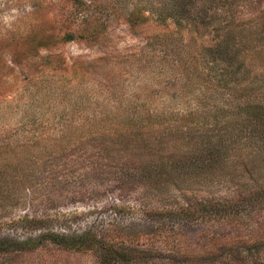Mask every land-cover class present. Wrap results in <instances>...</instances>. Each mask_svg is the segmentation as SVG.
Instances as JSON below:
<instances>
[{"label":"rangeland","instance_id":"1","mask_svg":"<svg viewBox=\"0 0 264 264\" xmlns=\"http://www.w3.org/2000/svg\"><path fill=\"white\" fill-rule=\"evenodd\" d=\"M100 1L99 10L89 0L83 8L82 0H0V236L26 239L39 234V229L18 224L14 231L9 225L29 215L56 231L79 234L97 227L115 240L154 249L132 264H221L228 238L264 237V202L227 221L205 216L179 224L176 235H170L175 228L154 232L159 223L144 216L150 205L142 204L133 187H117L125 160L137 162L142 153L151 159L160 148L173 145L178 131L183 139L217 135L218 127L206 131L200 124L199 129L189 111L207 86H212L208 97L199 101L205 108L221 106L228 87L214 77L204 81L202 56L199 69L172 61L198 55L203 44H213L214 26L197 31L193 24L150 18L132 27L128 15L136 0ZM226 12L228 17L216 19L215 25L227 19L252 27L264 18V0H234ZM95 13L105 27L98 40L62 41L71 24L79 26L82 17ZM263 51H250L256 68L232 89L235 100H263L264 88L257 85L264 81L254 74L263 66ZM141 107L161 115L164 123L145 130L118 125L126 109ZM83 110L90 115L103 112L100 118L107 117L108 123L76 129L88 115ZM104 134L110 138L93 140L106 138ZM245 138L254 144L256 136ZM189 149L197 152L200 147ZM179 150L184 154L177 155H187V148ZM231 154L228 161L202 169L208 183L195 190L199 198L224 201L236 187L239 161L234 148ZM185 175L182 193L191 195L200 173L191 170ZM246 185L250 189L251 180ZM166 186L164 194L146 192L154 207H177V202L188 200L183 194L166 200L173 192L172 184ZM243 254L247 256V250ZM249 258L241 264H253ZM0 264H97V259L93 253L47 242L32 251L1 253Z\"/></svg>","mask_w":264,"mask_h":264},{"label":"trees","instance_id":"2","mask_svg":"<svg viewBox=\"0 0 264 264\" xmlns=\"http://www.w3.org/2000/svg\"><path fill=\"white\" fill-rule=\"evenodd\" d=\"M84 2L85 0H82L81 8L85 5ZM89 4L98 7L99 10L103 6V2L100 0H89ZM233 4L234 0H136L129 12L128 20L132 27L145 23L150 18H154L160 23L171 19L179 26H183V22L193 24L197 31H200V26H214L213 31L215 32L212 36L214 43L203 44L202 49L199 51L200 55L193 53L187 58L184 57L188 55L186 54L179 56L178 59H172V61L174 63H186L192 68L194 67L193 69H199L202 64L200 61L198 62V59H201L202 56L206 58L204 61L201 59L205 63L201 75L204 81L214 77L219 80L220 83L218 84L220 86L228 87L222 101L223 104H220L221 106L205 108L202 105L203 100L199 101L203 99L200 97L206 96L212 89V86H207L201 92V96H195L197 103L189 111L191 115L189 118L196 123L195 125L199 129H201L200 124L205 127L201 130L206 131L212 127H218L217 135L211 137V135L205 133L199 138L190 136V139H183L184 135H181L178 131L179 133L174 134L176 143L174 142L175 144L173 143L168 148H160L158 154H154V157L152 155L151 159H144L145 153H142L139 155L137 162L135 160H125L123 163L122 179L118 182V190L124 191L125 188H128L129 191L133 187L135 193L138 196L141 195L139 197L142 204L150 205V209L145 207L146 210L143 213L148 220L159 223L156 227H159L158 229L152 228L154 232L164 233L163 228L167 226L166 230L168 231H173L175 228L170 235H176L179 224L191 222V220L204 218L205 216H211L214 220L224 219L227 221L229 218L241 215L249 206L259 207L258 204L264 202V98L257 101L245 97L237 101L232 97L234 95L231 92L240 84L241 76L244 77L247 72L256 68L254 67L256 63H252L254 57L250 54V51L252 49L264 50V18L259 24L252 27H246L244 23H235V21L228 22L227 19L222 21L224 25L221 23L215 25L216 19L228 17V15L225 17L224 15ZM96 14L82 17L79 26H75L76 23L71 24L62 36V41L70 42L81 39L95 42L98 40L104 34L105 27L101 16ZM201 33H204V31L201 30ZM42 44L45 45L46 43ZM259 45H261V49L257 48ZM177 51L179 52V48ZM165 56L167 57V55H164L163 58ZM260 62L263 66L255 69V79L264 81V51ZM246 88L249 90V86H246ZM258 88H264V83L257 85ZM83 111L87 112L88 115L85 121L75 124L76 129L83 130L89 127L91 130L99 126L105 127L101 124L108 123L107 117L100 118V114L103 112L97 110L90 115V111ZM124 114L123 119L118 121V125L120 124L123 128L145 130L164 123L161 115L154 111H147L144 107L135 111L126 109ZM67 126L70 128L72 125L67 124ZM64 131L66 132L65 127ZM103 136L106 138L98 139V137H94L93 140H107L110 138L106 134ZM247 136L251 139L256 136L253 139L254 144L247 141V138H245ZM161 140L163 141V139ZM191 145L195 147L199 145L200 150L192 152L189 149ZM181 148H187L186 156L177 155L180 152V154H184L180 150L176 152ZM232 148L235 150V156L238 157L235 162L239 161L236 176L239 177V180L235 181L236 187L229 193V196L233 197H224V201L209 197L199 198L195 190L204 187L208 183L202 169L205 167H207L206 170L212 169L217 164L220 165L223 161H228L227 157L232 156ZM191 170L200 173V178H196L194 183L197 186H192L190 188L192 194L188 195L182 193V190H186L184 184L185 174L190 175ZM246 179L251 180L250 189L244 188L248 187ZM171 184L173 192L166 197V200H171L172 195H176L180 199L181 194L186 196L188 200L177 202V207L166 208L157 205L154 207L155 202L146 192H150L151 195L155 196L164 194L163 191L167 188L166 185ZM192 199L199 204L196 206L191 201ZM173 201L176 203V199ZM112 209L114 210V208ZM18 224L28 230L39 229L40 233L26 239L6 235L0 236V254L12 253L15 250L20 252L32 251L47 242H51L68 250L93 253L97 259V264H132L135 263V260L150 255V251H154V249H148L139 244L115 240L111 235H106L97 227L79 234L60 232L47 228L43 219H36L29 215H24L17 221H11L9 225L12 230L16 231L19 228ZM159 229H162V231L160 232ZM224 242V249L226 250L222 252L223 254H220L221 264H241L247 261L248 257H251L249 259L253 264L264 262V237H233ZM243 250H247V256L243 254ZM217 254V251H215L214 255Z\"/></svg>","mask_w":264,"mask_h":264}]
</instances>
